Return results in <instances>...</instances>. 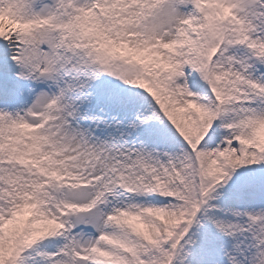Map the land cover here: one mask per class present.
Masks as SVG:
<instances>
[{
    "label": "snow or ice",
    "instance_id": "6c2138e0",
    "mask_svg": "<svg viewBox=\"0 0 264 264\" xmlns=\"http://www.w3.org/2000/svg\"><path fill=\"white\" fill-rule=\"evenodd\" d=\"M0 264H264V0H0Z\"/></svg>",
    "mask_w": 264,
    "mask_h": 264
}]
</instances>
